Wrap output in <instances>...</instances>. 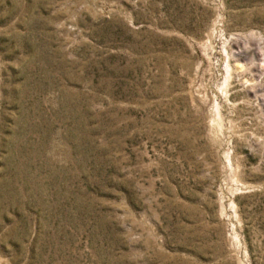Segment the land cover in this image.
Listing matches in <instances>:
<instances>
[{
    "label": "rangeland",
    "instance_id": "obj_1",
    "mask_svg": "<svg viewBox=\"0 0 264 264\" xmlns=\"http://www.w3.org/2000/svg\"><path fill=\"white\" fill-rule=\"evenodd\" d=\"M0 264H264V0H0Z\"/></svg>",
    "mask_w": 264,
    "mask_h": 264
}]
</instances>
